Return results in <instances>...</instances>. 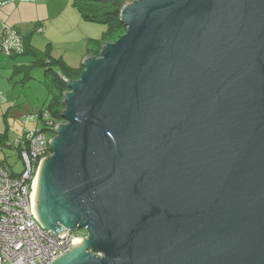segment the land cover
<instances>
[{
    "label": "water",
    "instance_id": "1",
    "mask_svg": "<svg viewBox=\"0 0 264 264\" xmlns=\"http://www.w3.org/2000/svg\"><path fill=\"white\" fill-rule=\"evenodd\" d=\"M121 22L33 181L45 229L88 233L52 264H264V0H133Z\"/></svg>",
    "mask_w": 264,
    "mask_h": 264
},
{
    "label": "rangeland",
    "instance_id": "2",
    "mask_svg": "<svg viewBox=\"0 0 264 264\" xmlns=\"http://www.w3.org/2000/svg\"><path fill=\"white\" fill-rule=\"evenodd\" d=\"M77 1L107 7V4L98 0L27 1L34 4L27 12V16L30 17L28 20L32 24L31 36L36 51L46 58L52 57L63 61L75 70L82 68L84 56L90 53L93 47L91 41L99 39L107 30V26L103 24L86 20L76 7ZM120 1L124 2L123 6H125L133 0ZM41 24L46 27L43 32L39 31L44 26ZM114 39L116 41L117 36ZM46 54L49 56L47 57ZM32 61L33 59L27 56L12 60L0 51V93L14 98L0 102V132L6 134L9 129L11 143L9 145V142H6V146H0V158L7 161L15 174L23 170V162L16 146L19 135L24 134L25 130L51 129L38 116L52 101V96L45 84L48 81L46 72L43 68H29L22 71L23 73H19L20 69H15L16 65L22 68L32 66ZM56 69L61 70V66L57 65ZM11 106L13 109L9 116L8 111L11 110ZM45 133L50 140L55 136V134L52 136L50 131ZM74 231L79 232V230ZM81 233L88 238L86 231L81 230Z\"/></svg>",
    "mask_w": 264,
    "mask_h": 264
},
{
    "label": "built area",
    "instance_id": "3",
    "mask_svg": "<svg viewBox=\"0 0 264 264\" xmlns=\"http://www.w3.org/2000/svg\"><path fill=\"white\" fill-rule=\"evenodd\" d=\"M3 5L0 0V10ZM39 31H45V27ZM24 49V36L0 20V51L12 57L24 53ZM45 119H49L48 114ZM47 125L55 132L59 123L49 119ZM49 142L50 138L41 130H25L18 139L24 170L15 174L0 161V264H52L61 253H69L78 239H87L81 231L76 233L70 229L62 235L54 234L45 229L33 213V181L42 161L51 155Z\"/></svg>",
    "mask_w": 264,
    "mask_h": 264
},
{
    "label": "trees",
    "instance_id": "4",
    "mask_svg": "<svg viewBox=\"0 0 264 264\" xmlns=\"http://www.w3.org/2000/svg\"><path fill=\"white\" fill-rule=\"evenodd\" d=\"M98 1L104 2L105 4H107V7H100L93 3H81L79 1H77L76 7L86 20L107 26V30L102 36V40H99L102 45H104L108 42H115L114 38H116V36L117 38H119L126 32V27L121 22V10L125 3L121 2L120 0ZM24 51V56L33 58V61L31 62L32 66H25V68L20 67L18 69H20V71H26L29 68H43L46 72V78L49 81H46L45 84L47 86L49 94H51L50 96H52V101L49 103L48 107L45 110H42L39 113V119L43 120L46 124L48 123L49 119L57 124L65 123L63 119V112L65 109L64 95L67 91H69L67 87V80L78 79L81 73L83 72V67L81 69L75 70L69 67L63 61H58L52 57L49 59L44 56H41L34 48H32L29 42H27L26 44V40ZM100 52L101 51L96 54V57L100 56ZM48 56L49 55H47V57ZM57 65L61 66V70L56 69ZM29 74L30 73L28 72V75ZM46 114H48L49 116L48 120L45 119ZM41 131L43 133L50 131L52 133V136H54L53 129L47 128ZM20 146L21 145L18 144V149L20 148Z\"/></svg>",
    "mask_w": 264,
    "mask_h": 264
},
{
    "label": "crops",
    "instance_id": "5",
    "mask_svg": "<svg viewBox=\"0 0 264 264\" xmlns=\"http://www.w3.org/2000/svg\"><path fill=\"white\" fill-rule=\"evenodd\" d=\"M1 1L4 3V5L2 6V8L0 10L1 22H3L4 24H6L9 27H13V28L17 29L24 36V40H26V44H27V42H29V44L32 46V48L35 49V46L32 42V36H31L32 24H30V22L28 20L30 17L28 18V16H27L28 15L27 12L31 10L30 7H32V5H34V4L29 3L27 1H24V2H18V1H14V0H1ZM41 25H44V24H41ZM44 27H45V25H44ZM103 35H104V32L99 39L91 41L93 43L92 44L93 47L89 51L90 53H88L87 55L84 56V60L89 58V57H96V54L99 51H101L102 47L105 44L103 43L104 45H102V43L99 40H102ZM24 53H25V51H24ZM24 53L21 55L9 57V58L12 60L20 59L22 57H25ZM31 59H33V58H31ZM15 67H16L15 69L18 70V68H20L22 66L16 65ZM21 72L22 71H20L19 73H21ZM13 99L14 98H12L11 96H6V95L4 96L3 95V97L2 96L0 97V102H3V101L5 102L7 100H13ZM12 109H13V106H11V110L8 111L9 116L12 113ZM9 135H10L9 129H8L6 134H2L0 132V146L5 145L6 142H9V145H11L10 140H9V138H10ZM21 135H23V134H21ZM21 135H19V136H21ZM16 146H18V141H16ZM17 150L19 152V157L21 158V160L23 162V170H24V161H23V158H22L21 153H20L21 152V146L19 149L17 147ZM0 161L2 163H4L6 166L12 168L11 166L8 165L6 160L0 158ZM17 174H20V173H17Z\"/></svg>",
    "mask_w": 264,
    "mask_h": 264
},
{
    "label": "bare ground",
    "instance_id": "6",
    "mask_svg": "<svg viewBox=\"0 0 264 264\" xmlns=\"http://www.w3.org/2000/svg\"><path fill=\"white\" fill-rule=\"evenodd\" d=\"M35 191V190H34ZM36 204L38 205V202H36Z\"/></svg>",
    "mask_w": 264,
    "mask_h": 264
}]
</instances>
